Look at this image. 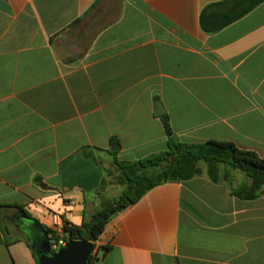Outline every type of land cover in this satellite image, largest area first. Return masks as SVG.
Listing matches in <instances>:
<instances>
[{
	"label": "crops",
	"instance_id": "obj_1",
	"mask_svg": "<svg viewBox=\"0 0 264 264\" xmlns=\"http://www.w3.org/2000/svg\"><path fill=\"white\" fill-rule=\"evenodd\" d=\"M225 1L0 0V205L24 208L34 234L53 213L90 221L116 163L168 150L157 103L176 142L264 159V2L208 34L203 10ZM237 172L151 189L112 217L92 264H264V187L239 198ZM26 240L0 236V264H38Z\"/></svg>",
	"mask_w": 264,
	"mask_h": 264
},
{
	"label": "trees",
	"instance_id": "obj_2",
	"mask_svg": "<svg viewBox=\"0 0 264 264\" xmlns=\"http://www.w3.org/2000/svg\"><path fill=\"white\" fill-rule=\"evenodd\" d=\"M263 2L264 0H227L209 5L201 14V26L208 34L217 33ZM161 119L168 138V150L138 162L116 163L122 174L118 177L119 184L125 187L122 194L97 211L90 221H85L80 226L70 227L66 221V233L70 242L97 241L113 216L138 202L157 186L171 180L189 181L200 176L201 163L207 165L209 177L216 183L221 181L222 168H225V181H231L232 171L242 172L245 181L234 191L239 198L254 200L260 195L264 187V159L256 152L240 149L232 142L213 140L203 144L176 142L168 115H163ZM83 155L93 159V153L89 149H84ZM36 182L42 184L39 178ZM106 185L107 181L104 180L103 188ZM18 212L34 220L22 207L0 205V219L5 218L7 213L13 215ZM44 229L46 233L49 232L47 228ZM26 241L29 245L28 240ZM102 250L105 255L110 248L105 247ZM96 258L97 255L92 254L88 264H92Z\"/></svg>",
	"mask_w": 264,
	"mask_h": 264
},
{
	"label": "water",
	"instance_id": "obj_3",
	"mask_svg": "<svg viewBox=\"0 0 264 264\" xmlns=\"http://www.w3.org/2000/svg\"><path fill=\"white\" fill-rule=\"evenodd\" d=\"M165 110L160 103H157V115H164ZM120 150V146H113L112 152ZM40 232L32 233L28 230L31 238V249L34 252L38 264H88L91 255L95 250L94 242L72 241L68 246L58 253L51 250L50 241L45 229L39 224Z\"/></svg>",
	"mask_w": 264,
	"mask_h": 264
},
{
	"label": "rangeland",
	"instance_id": "obj_4",
	"mask_svg": "<svg viewBox=\"0 0 264 264\" xmlns=\"http://www.w3.org/2000/svg\"><path fill=\"white\" fill-rule=\"evenodd\" d=\"M200 167L204 170H207V165L205 163H201ZM224 169L225 168L221 169V175H224ZM114 173L117 176L109 178V180L113 183V187H110L109 191L106 193V197L101 200L99 207L100 210L103 209L107 203L112 202L114 199H118L125 188L124 186H121L118 181V177L122 175L121 171L118 169V171H115ZM237 173L239 174L240 172ZM241 175L245 177L243 173ZM11 217L12 214L7 213L5 218L0 219V236L8 242H10L13 238L24 237V235L17 230L15 224L11 220Z\"/></svg>",
	"mask_w": 264,
	"mask_h": 264
},
{
	"label": "built area",
	"instance_id": "obj_5",
	"mask_svg": "<svg viewBox=\"0 0 264 264\" xmlns=\"http://www.w3.org/2000/svg\"><path fill=\"white\" fill-rule=\"evenodd\" d=\"M67 223L64 216L60 213H53L47 229L48 239L50 241L51 250L54 253L65 249L69 244L68 234L66 233Z\"/></svg>",
	"mask_w": 264,
	"mask_h": 264
},
{
	"label": "flooded vegetation",
	"instance_id": "obj_6",
	"mask_svg": "<svg viewBox=\"0 0 264 264\" xmlns=\"http://www.w3.org/2000/svg\"><path fill=\"white\" fill-rule=\"evenodd\" d=\"M23 215H13L11 217L12 222L15 224L16 228L18 231H20L24 237L28 240L29 243H31V238H30V233L28 232L29 226L27 224L26 216L24 218L22 217Z\"/></svg>",
	"mask_w": 264,
	"mask_h": 264
}]
</instances>
